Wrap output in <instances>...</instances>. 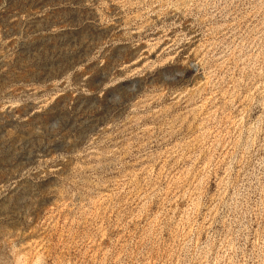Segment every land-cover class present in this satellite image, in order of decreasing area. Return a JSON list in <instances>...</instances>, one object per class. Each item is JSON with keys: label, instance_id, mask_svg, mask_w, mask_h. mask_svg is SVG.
<instances>
[{"label": "rangeland", "instance_id": "1", "mask_svg": "<svg viewBox=\"0 0 264 264\" xmlns=\"http://www.w3.org/2000/svg\"><path fill=\"white\" fill-rule=\"evenodd\" d=\"M0 264H264V0H0Z\"/></svg>", "mask_w": 264, "mask_h": 264}]
</instances>
